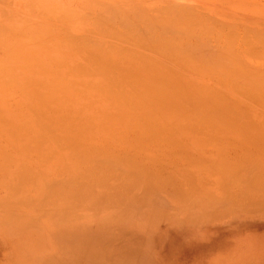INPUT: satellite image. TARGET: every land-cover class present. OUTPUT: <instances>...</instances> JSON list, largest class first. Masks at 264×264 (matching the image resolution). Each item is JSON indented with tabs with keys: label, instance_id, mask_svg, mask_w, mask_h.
Wrapping results in <instances>:
<instances>
[{
	"label": "rangeland",
	"instance_id": "rangeland-1",
	"mask_svg": "<svg viewBox=\"0 0 264 264\" xmlns=\"http://www.w3.org/2000/svg\"><path fill=\"white\" fill-rule=\"evenodd\" d=\"M80 259L264 264V0H0V264Z\"/></svg>",
	"mask_w": 264,
	"mask_h": 264
},
{
	"label": "bare ground",
	"instance_id": "bare-ground-1",
	"mask_svg": "<svg viewBox=\"0 0 264 264\" xmlns=\"http://www.w3.org/2000/svg\"><path fill=\"white\" fill-rule=\"evenodd\" d=\"M256 211H257V210H256ZM208 217H209V215H208ZM72 236H73V235H72ZM76 237H77V236H76ZM92 237H93V236H90L89 241H91V238H92ZM77 240H78V239H77ZM73 242H74V241H73ZM75 242H76V241H75ZM76 243H78V244L81 243V244H82L81 246H84V247H85L84 243H83L82 241H80V238H79V242H76ZM96 243H97V242H96ZM117 243H118V242H117ZM88 244H89V243H88ZM90 244L93 245V242H91ZM115 244H116V241H115ZM94 245H96V244H94ZM79 246H80V245H79ZM117 247H118V246H117ZM120 247H123V246H120ZM78 248H79V247H78ZM123 248H124V247H123ZM123 248H121V249H123ZM79 249H80V248H79ZM79 249H77V250H79ZM124 249H125V248H124ZM126 249H127V246H126ZM70 251H71V250H70ZM111 251H112V250H111ZM120 251H121L122 253H124L123 250H120ZM74 252H75V250H74ZM77 252H78V251H77ZM77 252H76V253H77ZM79 252L81 253L82 251H79ZM71 253H72V252H71ZM76 253H75V254H76ZM80 253H77L76 256L78 255V257H80V256H81ZM83 253H84V252H83ZM110 253H111V252H110ZM85 255H87V254H85ZM70 256H71V254H70ZM73 257H74V256H73ZM78 257H77V258H78ZM82 257L85 258L86 260H90V258H91V256L89 255V253H88L87 257H86V256H83V255H82ZM82 257H80V258H82ZM83 258H82V259H83ZM68 259H70V258H68ZM68 259H67V260H68ZM67 260H66V261H67ZM75 260H76V259H75ZM80 260H81V259H80ZM80 260H79V261H80ZM94 260H95V259H94ZM94 260L92 259V261H94ZM63 261H65V260H63ZM76 261H77V260H76ZM95 261H97V260H95ZM95 261H94V262H95ZM81 262H82V263H81ZM81 262H80L81 264H83V263L85 264V262H86V264H87V261H85V260H84V261L81 260ZM80 263H78V264H80ZM91 263H93V262H91ZM75 264H77V263H75Z\"/></svg>",
	"mask_w": 264,
	"mask_h": 264
}]
</instances>
